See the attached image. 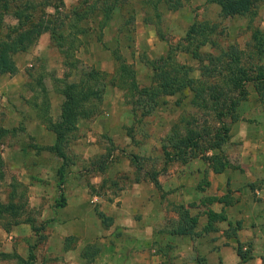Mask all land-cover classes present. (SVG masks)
Wrapping results in <instances>:
<instances>
[{
	"label": "rangeland",
	"instance_id": "1",
	"mask_svg": "<svg viewBox=\"0 0 264 264\" xmlns=\"http://www.w3.org/2000/svg\"><path fill=\"white\" fill-rule=\"evenodd\" d=\"M48 1L56 3L57 0ZM75 1L63 0L64 10ZM171 7L159 5V16L156 17L154 11L143 6L140 0H126L119 9L113 11L108 26L103 28L102 42L94 39L96 29L93 21H83L88 30L75 51L76 64L104 71L107 73L106 81L110 82L103 88L96 111L76 124L65 148L68 161L60 186L56 185L59 158L46 150L34 148V145L51 144L53 134L34 118L27 102L30 91L25 86L28 74L43 75L48 89L49 113L55 119L62 97L52 87V76L61 78L65 71L58 49L51 44L48 34L44 33L45 38L39 37L27 50L14 55L17 67L15 73L0 75V126L13 129L1 138L0 143L4 170L0 198L5 200L7 192L13 189L16 195H20L17 198L24 203V214L31 216L36 227L41 226L35 233L27 223L15 225L20 228V239L15 241V245L18 244L25 256L32 245L36 264H68L63 258L64 254L69 251L74 253L72 258L75 260V256H81V250L87 245L88 252L94 256L86 264H93V259L99 253L101 256L110 255L111 245L103 244L108 242L114 246L115 242L109 240H87L84 236L83 242H88L81 247L82 231L77 214H70L68 210L61 212L60 208L67 204L70 208H78L80 218L83 202V213L90 220L97 218L100 230H111L112 221L101 212L99 199L111 202L113 197L129 186L133 178H145V173L149 175L152 171L158 173L163 163L172 167L179 164L178 160L165 161L161 150L164 137L175 122L196 120L200 123L207 120L209 124H215L210 112L198 110L188 103V93L164 96L151 113L139 115L138 111L131 108L123 90L112 82L115 62L110 49L116 48L131 66L139 85H147L151 74L149 61L164 55L168 46L178 41L193 21L213 22L217 42L222 46L234 44L245 54L250 52L249 35L252 27L264 33V0L255 4L254 13L249 16L250 21L242 15L222 16L217 4L205 0H179L177 7ZM41 8L46 12L53 10L48 5ZM91 15L99 16L97 13ZM146 15L148 19L144 20ZM3 21L5 24L14 23V19L6 14ZM4 31L0 27V34ZM203 49L209 50L207 47ZM175 59L193 68L197 66L194 59L182 52H177ZM260 62L264 65V57ZM197 73V70H193V75ZM245 89V98L237 107L255 109L257 105L251 85L245 84ZM195 159L203 161L195 156L187 160V165L193 166L190 163ZM60 196L64 203L58 206ZM99 213L103 216H99ZM116 233L112 230L114 236H117ZM77 242L80 246L73 251ZM243 243L246 247L250 246V242ZM124 247L123 244L121 249ZM156 252L168 253L165 246L158 247ZM0 264H14V260L0 257Z\"/></svg>",
	"mask_w": 264,
	"mask_h": 264
},
{
	"label": "trees",
	"instance_id": "2",
	"mask_svg": "<svg viewBox=\"0 0 264 264\" xmlns=\"http://www.w3.org/2000/svg\"><path fill=\"white\" fill-rule=\"evenodd\" d=\"M18 1V2H16ZM126 0H76L64 10L63 0L50 2L40 0H0V27L5 31L0 34V75L16 72L14 55L31 47L42 32H48L51 44L61 55V64L65 71L61 78L52 76V87L61 95L59 112L55 119L49 113L48 89L40 73L28 74L25 86L30 91L27 102L36 118L44 128L53 134V142L47 145H34L36 150H46L60 160L56 169V185L62 183L68 157L65 148L73 136L79 120L91 116L96 111L98 101L106 83V75L102 70L92 67H79L74 54L82 43L81 39L87 32L83 21L92 20L95 30V41L102 42V30L108 26L113 17V11L119 9ZM213 2L219 7L222 16L253 15L255 4L261 0H205ZM179 0H140V3L154 11L159 16L158 6L177 7ZM51 6L52 12H46L41 7ZM169 5V6H168ZM37 7V10H36ZM98 14L95 17L91 14ZM14 19V23H4V15ZM91 18V19H90ZM148 19V15L144 20ZM67 20V22H66ZM126 20V19H125ZM91 21V22H92ZM213 22L196 20L186 28L182 37L174 44H170L164 55L149 61L151 69L150 81L147 85H139L134 71L116 48L110 49L115 62L111 79L123 90L128 103L139 115L151 113L164 96L188 93V103L198 110L210 112L214 125L207 120L202 122H175L164 137L161 145L164 160H178L185 163L188 159L199 156L214 172H221L230 166L222 145L228 140L229 123L238 119L236 107L245 98V84L249 83L255 94V99L264 104V65L260 62L264 57V33L261 29L252 27L249 35L250 52L234 44L220 45L214 37ZM204 47L209 50L203 49ZM215 51V52H214ZM182 52L194 59L197 66L181 63L175 59V54ZM197 70V75H193ZM73 77L69 79V77ZM206 122V124H205ZM10 130L0 126L1 138ZM157 171L146 174L145 177L159 188L156 178ZM4 179L3 161L0 155V182ZM138 177H135V180ZM12 186V185H11ZM14 190L6 194V199L0 198V228L9 231L19 223H27L30 230L37 232L31 216L24 214V203L17 198ZM208 201L230 203L228 195L211 196ZM64 203L62 196L57 205ZM178 220L171 226L170 231L176 234H192L196 217L188 214L187 209L179 204L175 207ZM99 216H103L99 213ZM208 223L205 229L211 228V222L223 219L221 212H207ZM233 233V229L229 234ZM236 254L240 264L250 258L248 250H242L237 244ZM81 256L88 263L94 256L88 252V245L81 250ZM0 257L14 260V264H34L32 245L29 246L27 256L22 258L14 251L0 252Z\"/></svg>",
	"mask_w": 264,
	"mask_h": 264
},
{
	"label": "crops",
	"instance_id": "3",
	"mask_svg": "<svg viewBox=\"0 0 264 264\" xmlns=\"http://www.w3.org/2000/svg\"><path fill=\"white\" fill-rule=\"evenodd\" d=\"M44 33L48 34L45 31L39 37L45 38ZM259 104L256 101L255 109H241L239 105L238 119L228 122V140L221 148L230 166L221 172H212L199 159L190 163L193 166H188L187 161L175 167L163 163L156 175L158 189L143 176L133 178L111 202L99 199L101 212L112 221L111 230H100L97 218L90 220L83 213L82 200L80 218L78 208H70L68 204L60 208L61 212L68 210L70 214H77L82 231L81 247L88 242H83L84 236L87 240L115 242L114 246L104 242L111 245V254L101 256L99 253L92 263L237 264L239 244L250 255L240 264H264V104ZM221 195H228L230 203L205 199ZM179 204L196 217L192 234L170 231L178 220L175 207ZM208 211L221 212L224 218L212 221L211 228L205 229ZM19 229L15 226L9 231L0 228V252L14 251L26 257L18 244L15 245L20 239ZM232 229L233 233L229 234ZM112 230L117 231V236ZM245 241L250 242V246L246 247ZM78 242L73 251L78 250ZM123 244L125 247L121 249ZM160 246L166 247L167 255L156 252ZM72 254L69 251L63 256L68 264H86L80 254L74 255L75 260ZM33 262L36 264L35 256Z\"/></svg>",
	"mask_w": 264,
	"mask_h": 264
}]
</instances>
